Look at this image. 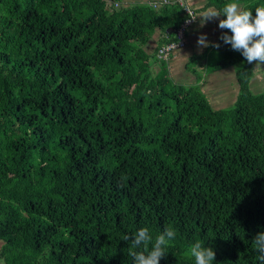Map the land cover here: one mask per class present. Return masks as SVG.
Masks as SVG:
<instances>
[{
	"label": "trees",
	"instance_id": "1",
	"mask_svg": "<svg viewBox=\"0 0 264 264\" xmlns=\"http://www.w3.org/2000/svg\"><path fill=\"white\" fill-rule=\"evenodd\" d=\"M124 1L0 0V264H133L122 236L141 227L153 242L176 233L159 264H195L196 241L214 249L213 264H259L256 64L219 44L207 70L235 67L239 93L217 110L201 81L176 83L158 59L175 34L146 49L186 11ZM232 2L253 16L264 5L206 0L201 11Z\"/></svg>",
	"mask_w": 264,
	"mask_h": 264
},
{
	"label": "clouds",
	"instance_id": "2",
	"mask_svg": "<svg viewBox=\"0 0 264 264\" xmlns=\"http://www.w3.org/2000/svg\"><path fill=\"white\" fill-rule=\"evenodd\" d=\"M222 14L226 18L219 20L218 27L230 30L231 35L225 33L220 39L225 44H230L233 50L239 51L248 63L264 64V5L255 7L254 16L251 10L244 9L235 2L226 4L219 11L210 8L199 15L201 27ZM189 16L191 20H195L197 17L191 14ZM197 45L199 47L209 46L204 34L198 37ZM212 46L220 47L218 43L212 44ZM175 235L172 228L166 227L163 232L155 236L153 242V236L149 229L141 227L131 235H123L122 240L131 241L127 254L132 257L133 264H159L160 259L167 253L166 249L170 247L169 242L174 240ZM252 242L258 254L259 264H264V230L256 233ZM149 245L151 246L149 247ZM190 254L194 257L195 264H213L215 259L214 249L211 246H205L201 241H196L191 245Z\"/></svg>",
	"mask_w": 264,
	"mask_h": 264
},
{
	"label": "rangeland",
	"instance_id": "3",
	"mask_svg": "<svg viewBox=\"0 0 264 264\" xmlns=\"http://www.w3.org/2000/svg\"><path fill=\"white\" fill-rule=\"evenodd\" d=\"M157 0H125L124 5L126 6H136L149 4L152 5V2ZM165 1V0H161ZM172 1V0H168ZM191 5L196 11H198V16L196 17V23L188 31L187 41L189 45L186 49L178 52L173 60L170 59V72L173 80L176 83H198L201 81L203 83V89L206 92L211 104L215 109H228L234 106L237 96L239 93L238 85L235 75V67L230 66L221 70L214 72H208L207 68L209 67L211 60V55H214V51L218 48L212 46V44H220L222 40L220 37L226 33L227 29H220L218 27L219 20L225 19L223 15L218 18H214L206 22L202 27L200 25L201 15L204 13L201 11L204 8L206 0H184ZM204 34L206 40L209 42L207 47H199L197 45L198 37ZM160 35L157 34L156 37ZM163 38L164 34L161 35ZM160 38V39H161ZM148 51L149 46L146 47ZM152 49V53L154 50ZM209 53L210 55H208ZM197 56V59L193 64H190L187 68V63L194 56ZM213 57V56H212ZM155 73L159 71V64L154 65L153 67ZM255 76L250 82L251 90L254 94L264 93V64H256L255 66ZM3 242L0 241V250L2 249Z\"/></svg>",
	"mask_w": 264,
	"mask_h": 264
},
{
	"label": "built area",
	"instance_id": "4",
	"mask_svg": "<svg viewBox=\"0 0 264 264\" xmlns=\"http://www.w3.org/2000/svg\"><path fill=\"white\" fill-rule=\"evenodd\" d=\"M175 1H176V3H178V5L184 11H186V13L188 15L191 14L192 16H195L192 9L186 3H184L183 0H175ZM160 5L167 7V6L171 5V2L168 0H165ZM116 6H118V5H116ZM196 20H197L196 18H195V20H191V18L187 19L186 21H191V22L184 21V23L177 30L170 28L164 32L163 37L169 38L171 35L175 34L178 38V41L172 42V43H165L164 45H162L159 49V52H158V59H160V60H162V59L168 60L169 59L170 60V57L173 53H175L178 50H183L184 48L187 47L186 33L196 23Z\"/></svg>",
	"mask_w": 264,
	"mask_h": 264
},
{
	"label": "crops",
	"instance_id": "5",
	"mask_svg": "<svg viewBox=\"0 0 264 264\" xmlns=\"http://www.w3.org/2000/svg\"><path fill=\"white\" fill-rule=\"evenodd\" d=\"M158 1H161V0H157V1H155V2H158ZM154 3V2H153ZM198 23V22H197ZM162 36L161 35H158L157 37H156V39H155V41H153L152 42V44L150 45V47H149V50H150V52L152 53V49H154V48H156V49H158V46H159V42L161 41V38ZM188 43V42H187ZM189 45V44H188ZM187 45V46H188ZM155 49V50H156ZM154 50V51H155ZM180 51H182V50H180ZM180 51H177V52H175L173 55H172V57H171V60H173V58H174V56L178 53V52H180Z\"/></svg>",
	"mask_w": 264,
	"mask_h": 264
}]
</instances>
